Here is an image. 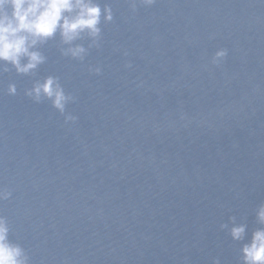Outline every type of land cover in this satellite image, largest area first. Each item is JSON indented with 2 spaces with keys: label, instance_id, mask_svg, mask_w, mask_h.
<instances>
[{
  "label": "water",
  "instance_id": "water-1",
  "mask_svg": "<svg viewBox=\"0 0 264 264\" xmlns=\"http://www.w3.org/2000/svg\"><path fill=\"white\" fill-rule=\"evenodd\" d=\"M95 2L113 20L82 60L57 35L34 73L0 72L9 239L29 264H241L264 203V0ZM48 75L63 114L24 94Z\"/></svg>",
  "mask_w": 264,
  "mask_h": 264
},
{
  "label": "clouds",
  "instance_id": "clouds-1",
  "mask_svg": "<svg viewBox=\"0 0 264 264\" xmlns=\"http://www.w3.org/2000/svg\"><path fill=\"white\" fill-rule=\"evenodd\" d=\"M138 2L150 6L154 0ZM136 3L137 0H130L133 9ZM102 16L105 23L111 22L112 8L105 4L102 9L95 0H0V72H7L11 66L18 75L34 73L46 60L39 46L57 35L61 44L68 45L62 54L82 60L87 49L74 42L87 37L95 44L101 34ZM226 56L227 50L220 48L210 62L219 65ZM91 70L97 74L101 71L99 67ZM6 91L8 95H15L16 85L9 83ZM24 94L35 102L41 98L50 100L52 107L62 114L71 99L58 78L52 75L33 83ZM75 120V116H65L66 122ZM9 195L7 191L0 190V200L7 199ZM255 217L260 226L252 230L246 242L241 244V264H264V203L256 208ZM228 234L233 241H244L246 226L233 222ZM0 264H29L24 248L9 239V227L3 216H0ZM213 264H219V261L215 260Z\"/></svg>",
  "mask_w": 264,
  "mask_h": 264
}]
</instances>
